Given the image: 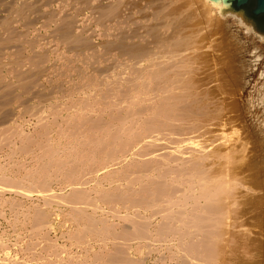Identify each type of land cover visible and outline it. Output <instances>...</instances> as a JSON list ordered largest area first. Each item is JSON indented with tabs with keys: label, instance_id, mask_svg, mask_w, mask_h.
I'll return each instance as SVG.
<instances>
[{
	"label": "rangeland",
	"instance_id": "rangeland-1",
	"mask_svg": "<svg viewBox=\"0 0 264 264\" xmlns=\"http://www.w3.org/2000/svg\"><path fill=\"white\" fill-rule=\"evenodd\" d=\"M107 1L0 0V164L6 163L1 156L11 153L9 145L16 141L15 159L26 166L10 168L9 173L18 172L19 178L32 171L41 173L45 189L50 190L47 193H62L68 170L76 176L86 175L94 149L112 141L106 135L112 131L108 84L117 72H123L113 65L117 58L123 61L124 57L118 51L106 50L111 20L106 17L99 21L96 7ZM160 4L155 0L154 10H159ZM194 12L189 5L181 16ZM67 14L74 25L64 30ZM198 18L205 25L206 19ZM148 21L158 23L153 10L136 15L123 30L137 29ZM213 24L218 33L213 39L221 47L218 61L222 75L220 86L210 91L199 89L202 103L209 99L218 102L211 113L216 119L204 142L219 153L221 164L230 168L228 179L242 192L234 216L249 235L251 254L248 261L220 260L217 264H264V43L233 16L216 17ZM83 28L93 49L75 38ZM194 29L195 22H188L183 34L190 35ZM65 31L75 36L64 37ZM201 62L199 66L203 67ZM15 122L26 132L38 125L47 128L34 140H20L11 137L9 130ZM77 130L82 134H73ZM223 141L237 143V150L225 155L221 152ZM83 156L88 157V163L78 166ZM6 189L12 191L0 193L1 261L107 264V250L112 249L114 239L106 240L105 246L104 239L91 231L89 222L73 218L70 203L59 198L46 203L44 197L37 196L39 193L29 199L15 188ZM38 209L43 212L40 222ZM181 238L170 235L144 241L141 264H184L186 254L191 252L183 248V243H192V237ZM230 247L237 249V243Z\"/></svg>",
	"mask_w": 264,
	"mask_h": 264
},
{
	"label": "bare ground",
	"instance_id": "bare-ground-1",
	"mask_svg": "<svg viewBox=\"0 0 264 264\" xmlns=\"http://www.w3.org/2000/svg\"><path fill=\"white\" fill-rule=\"evenodd\" d=\"M156 1L161 3L159 10L153 8L155 0H108L96 7L99 21L106 17L111 20L106 50L118 51L124 60L114 61L113 67L123 72H117L108 84L112 131L106 135L112 141L96 147L90 160L84 156L78 160V166L88 163L87 159L92 162L86 166V175L76 176L68 170L62 193H47L50 190L45 189L41 173L32 171L20 178L18 172L9 173L10 168L26 166L15 159L18 147L14 141L9 145L11 153L1 156L6 163L0 164V193L12 191L6 189L10 187L29 199L39 193L37 196L44 197L46 203L52 198L67 201L73 218L89 222L105 246L106 240L114 239L112 249L106 248L107 264H141L144 241L170 235L183 240L192 237V243H183L191 252L184 264L251 260L249 235L234 216L242 192L228 179L230 168L221 164L219 153L204 142L216 119L211 113L218 102L209 99L202 103L199 89L210 91L220 86L221 47L213 39L218 34L213 22L221 16L219 8L211 0ZM189 5L195 8L194 15L182 17ZM152 10L157 24L148 21L137 29L123 30L136 15ZM199 16L206 19L205 25ZM188 22H195L196 29L184 35ZM73 25L67 14L63 29ZM78 32L77 37L69 31L63 35L75 36L93 49V42L84 35L86 30ZM201 60L203 67L199 66ZM46 128L38 125L26 132L15 122L9 130L11 137L30 141L42 136ZM2 136L0 131V142ZM220 145L225 155L238 148L234 142ZM37 217L40 222L42 209L37 210ZM47 227L53 228L51 224ZM234 242L237 249L230 247ZM0 264L23 263L0 260Z\"/></svg>",
	"mask_w": 264,
	"mask_h": 264
},
{
	"label": "water",
	"instance_id": "water-1",
	"mask_svg": "<svg viewBox=\"0 0 264 264\" xmlns=\"http://www.w3.org/2000/svg\"><path fill=\"white\" fill-rule=\"evenodd\" d=\"M219 8V14L223 17L233 16L237 22L255 34L264 42V22L254 23L252 16L239 10L246 5L249 0H211ZM254 16L264 13V0H257L256 8L253 10Z\"/></svg>",
	"mask_w": 264,
	"mask_h": 264
},
{
	"label": "flooded vegetation",
	"instance_id": "flooded-vegetation-1",
	"mask_svg": "<svg viewBox=\"0 0 264 264\" xmlns=\"http://www.w3.org/2000/svg\"><path fill=\"white\" fill-rule=\"evenodd\" d=\"M257 0H249L248 3L242 6L239 10L243 11L245 14L253 15V10L256 8ZM254 16V15H253ZM254 23L259 24L260 22H264V13L259 16L252 17Z\"/></svg>",
	"mask_w": 264,
	"mask_h": 264
},
{
	"label": "trees",
	"instance_id": "trees-1",
	"mask_svg": "<svg viewBox=\"0 0 264 264\" xmlns=\"http://www.w3.org/2000/svg\"><path fill=\"white\" fill-rule=\"evenodd\" d=\"M252 17H254V16L252 15Z\"/></svg>",
	"mask_w": 264,
	"mask_h": 264
}]
</instances>
